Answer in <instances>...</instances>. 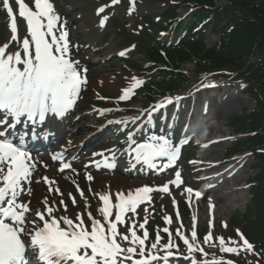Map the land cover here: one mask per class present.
<instances>
[{"label": "rangeland", "instance_id": "374dc122", "mask_svg": "<svg viewBox=\"0 0 264 264\" xmlns=\"http://www.w3.org/2000/svg\"><path fill=\"white\" fill-rule=\"evenodd\" d=\"M87 1L90 4L85 0H50L68 33L70 58L79 61L78 67L86 70L84 75L87 83L82 86L80 95L73 108L66 113L67 117L63 118L61 123H56L61 129H64L65 133L62 145L57 146V148H61L65 156L63 162L71 163L75 171L58 172L61 161L52 159L55 150L53 151L54 153L49 151L42 153L41 161L36 165L33 180H39L44 176L56 180L63 196H48L47 187L43 183L37 184L33 182L31 184L32 195L30 197H22L23 201L27 202L30 200V207L34 212L36 209H43L41 201L45 196H48L49 204L52 203L53 199L58 204L62 198L68 205L67 214L74 219L77 212L84 211V201L80 199L79 194L76 192V185H79L91 205L90 211L92 215L99 218L97 214L98 201L92 193H127L129 190L142 186L156 187L168 184L171 195L151 194L152 202L148 206L151 215L146 225L150 237L156 235L155 229L157 226H160L157 230L168 227L170 232L175 234L177 227H179L175 210L177 207L183 210L181 213L185 236L190 238L193 227L192 218L195 217V230L199 234L198 237H204L211 231L213 242L217 243V245L218 241L216 238L220 237L226 242L229 239H236L239 243H242V241H239L237 232H232L233 223L230 221L236 212L243 214L245 205L249 200L247 181L255 174L252 168L254 164L252 156L239 154L234 157H238L237 160L240 162L238 167L229 170L230 173L226 172V175L221 177L216 187L213 186L214 180L212 178L206 182L203 181V189L209 188L205 199L191 198V202H189V194L184 190L191 188L194 191L196 189L195 186L200 183L203 177L216 174L215 169L221 167L220 161L227 158L225 157V149L231 143V141L227 140L232 135L231 129H228L227 121L230 117L240 116L243 112L251 111L254 108L253 100L245 94L243 85L235 84L229 80L214 82L217 79L212 75L206 79V85L219 86L214 90V93L208 91L209 86L204 85L203 88H200L201 90L186 94L184 96L186 99L181 100L183 98L173 97L171 104H167L155 111V107L166 99L162 100V102H157L156 105H146L141 99L142 95H140V89L138 88L130 99L120 101L118 98L122 95V89L129 87L133 77L145 83L157 75V71H152L150 75L146 74L145 67L149 70L153 67L144 64L145 57L141 52V50L144 51V48L141 47L136 52L134 46L139 41L140 32L145 33L143 28L145 22L142 21V18L149 16L152 26L162 22L158 19L157 14L165 4L163 0H135L134 6L130 5L129 0L126 2L125 0H120V3L116 5L112 4V0ZM25 3L29 7L33 5L32 0H25ZM214 3L216 5H224L226 2L224 0H215ZM80 8H85V10L81 12ZM100 8H103L104 11L98 14ZM130 12L131 15L129 14ZM185 13V10H181L179 16ZM105 18L106 22L101 27L100 23ZM8 24L9 18L3 22V25H1L0 21V46L7 43V40L9 41L8 28H6ZM17 26L19 38L22 40L26 35L25 29L19 22H17ZM217 40L216 34L209 33L205 39L207 47L214 46L218 42ZM16 50L17 45L15 43H12L8 48L10 53ZM117 50H129V52L125 53L122 58H116L114 53ZM183 67L185 66L183 65ZM194 67L195 65H191L186 68L193 70ZM95 90L101 92L98 93L99 96ZM87 100H90L91 103L87 102ZM200 112H206V115L212 119L214 125L208 129L210 131L209 135L215 136L219 134L217 138L218 140L220 139V143L210 146L205 152L199 150L196 155L192 147H187L182 154H185L186 157L192 156L197 159V163L192 165L191 170L184 169L186 163L182 158L175 171L170 170L163 177H153L152 174L157 173L158 169H150L143 163H135L134 154H130L129 144L126 143L128 139L125 132H135L136 135L132 136L133 139L137 143H142L150 135L167 136L166 133H162L165 121H180L181 123L186 120V123H190L191 119ZM133 120H135V123L132 122ZM115 121H126V123L118 124ZM224 121L225 125H223ZM168 138L173 146H180L176 137ZM134 146L132 145V147ZM95 153H104V156H114L112 161L114 167L111 169H97L94 166V162L102 160L103 157L94 155ZM225 160L223 165L230 161L229 159ZM153 163L158 166L164 165V158L157 159ZM133 164L135 165L134 167H132ZM86 165L88 167H85ZM199 168L203 169V171ZM180 170L183 183L177 188L169 182L175 178V172ZM199 172H202V174ZM207 172L209 173L207 174ZM76 173H79V175ZM87 174L93 176L92 182L85 180V175ZM73 181H75V184ZM89 188L92 190L91 193ZM69 193L76 198L77 204L75 207L69 200ZM181 193L184 194L181 195ZM201 194H204V192L202 191ZM173 199L176 201L175 208L173 207ZM185 200L191 209L189 213L184 203ZM211 202H213L214 208L210 212L209 204ZM145 206L147 205H142L138 209L139 222H143ZM60 214L62 212L57 213V215ZM165 216L171 217V224L166 225L164 223L163 218ZM238 216L239 214L236 219H238ZM210 222L211 228L209 226ZM225 224L226 227L223 226ZM138 234L142 235L140 232ZM160 235L166 237V244L168 235L162 231ZM198 243L200 244V242ZM209 251L217 255L223 254L219 251L218 246L211 247ZM195 254L199 255L200 253L197 252ZM239 255L244 256L243 252ZM243 259L247 261L250 256L247 255ZM182 260L175 259L172 264H180Z\"/></svg>", "mask_w": 264, "mask_h": 264}, {"label": "snow or ice", "instance_id": "6c2138e0", "mask_svg": "<svg viewBox=\"0 0 264 264\" xmlns=\"http://www.w3.org/2000/svg\"><path fill=\"white\" fill-rule=\"evenodd\" d=\"M129 2L134 6L135 0ZM119 3L120 0H112L113 5ZM15 4L18 6V16L26 27V35L22 40L9 0H2L3 9L9 17L11 35L9 41L0 46V264H169L173 258L189 260L191 264H233L232 261L220 259H202L199 262L192 259V254L197 252L201 257L208 255L198 243L195 217L192 218L190 238L185 236L182 223L175 232V236L186 246L187 255L178 254V245L168 227L157 230L155 241L146 243L150 237L146 225L151 215L148 207L152 202L151 194L171 195L168 184L142 186L127 193H92L98 201L99 218L92 215L91 205L79 185H76V192L84 201V211L77 212L74 219L67 214L68 205L62 198L58 204L55 199L49 204L48 196L62 197L63 193L54 179L44 176L33 180L36 163L26 150L25 143L29 134L17 133L15 129L22 121L25 124H43L48 116L63 118L73 108L82 86L87 83L84 75L86 70L78 67L79 61L70 58L68 33L50 0H33L32 7L26 5L25 0H15ZM103 11L100 8L98 14ZM104 22L101 21V27ZM12 43L17 45V50L10 53L8 48ZM142 84L143 81L133 77L129 87L122 89L118 99H130ZM172 102L166 99L154 111ZM132 122L135 123V120ZM128 141L135 163H143L150 169L173 168L180 153V148L174 147L165 135H150L145 142L137 143L129 134ZM94 155L103 157L94 162L97 169L114 167V156H104V153ZM162 158L167 159V164L158 166L153 163ZM52 159L61 161L58 172L75 171L71 163L63 162L62 155H54ZM85 180L92 182L93 176L87 174ZM33 182L43 183L48 192V196L41 201L43 209L34 212L30 207L31 201L24 202L22 199L32 195ZM169 183L179 188L183 183L181 173L175 172V178ZM184 191L189 194L191 202L193 190L187 188ZM89 192H92L91 188ZM194 195L197 199L201 198L199 192ZM69 200L75 207L77 201L71 193ZM142 205L147 206L144 207L143 222H139L138 209ZM173 207H176L175 199ZM213 208L214 205L209 204L210 212ZM163 219L166 225L172 223L171 217L165 216ZM179 219L177 211V221ZM209 226L211 228V222ZM223 226L226 227V224ZM161 231L168 235L166 244L161 243ZM138 232L142 235H138ZM237 236L242 243L232 239L226 242L220 237L216 238L217 245L209 231L203 243L208 247L218 246L222 253H254V246L239 230Z\"/></svg>", "mask_w": 264, "mask_h": 264}, {"label": "trees", "instance_id": "16d2710c", "mask_svg": "<svg viewBox=\"0 0 264 264\" xmlns=\"http://www.w3.org/2000/svg\"><path fill=\"white\" fill-rule=\"evenodd\" d=\"M165 1L167 7L162 16L166 25L170 22L176 23L174 17L180 5L195 8L191 22L201 23L209 17L215 19L216 23L225 19L228 21L221 29L219 43L212 49L205 48L204 28L195 31V24L191 22L184 27L188 37H183L178 44L163 46L160 49L149 48L147 54L150 62L167 65L170 72L162 75L164 80L160 84L150 87L151 92L147 96L151 100L162 94L184 91L194 85L195 77L176 72L185 62L195 63L197 73L225 72L235 80H241L248 85L247 93L254 98L256 106L249 115L235 118L231 122V127L237 133H255L236 146L241 151L254 153L257 149L264 150V56L260 61L247 66L251 56L262 54L264 51V0H228L225 7L213 6V0ZM182 25L177 24L176 29ZM143 43L150 47L156 45L150 39L143 40ZM234 74L237 76H233ZM255 159L258 174L252 180L255 184L250 190L252 201L248 212L242 217L244 223L242 229L251 240L260 264H264V155L255 153Z\"/></svg>", "mask_w": 264, "mask_h": 264}, {"label": "bare ground", "instance_id": "6f19581e", "mask_svg": "<svg viewBox=\"0 0 264 264\" xmlns=\"http://www.w3.org/2000/svg\"><path fill=\"white\" fill-rule=\"evenodd\" d=\"M222 167H218L217 169H215V173L216 174H219V176H217V180L218 181H220L221 180V177H223V176H225L226 174H224L223 172H222ZM217 186V185H216ZM215 186V187H216ZM211 205H213L212 203H211Z\"/></svg>", "mask_w": 264, "mask_h": 264}]
</instances>
